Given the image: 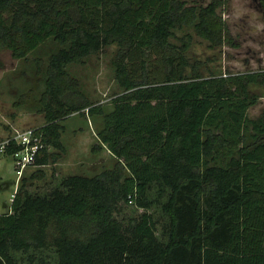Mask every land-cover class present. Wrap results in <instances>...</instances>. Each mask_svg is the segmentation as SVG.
Segmentation results:
<instances>
[{"label": "trees", "instance_id": "1", "mask_svg": "<svg viewBox=\"0 0 264 264\" xmlns=\"http://www.w3.org/2000/svg\"><path fill=\"white\" fill-rule=\"evenodd\" d=\"M222 3L0 0V48L33 62L43 84L33 164L55 161L49 148L64 149L63 121L73 113L100 120L99 146L115 158L43 195L21 175L0 213V264H20L16 253L47 264L34 255L47 249L55 264H264V107L248 116L264 97V68L218 73L188 55L189 28L212 48L232 42L217 13ZM112 45L120 92L106 111L69 67ZM47 46L54 48L45 59L30 57ZM121 202L145 211L125 224L115 215ZM153 206L167 218L164 240L147 211Z\"/></svg>", "mask_w": 264, "mask_h": 264}, {"label": "rangeland", "instance_id": "2", "mask_svg": "<svg viewBox=\"0 0 264 264\" xmlns=\"http://www.w3.org/2000/svg\"><path fill=\"white\" fill-rule=\"evenodd\" d=\"M188 4L206 5L210 0H186ZM229 30L232 42L212 48L209 42L193 34L192 46L188 52L191 59L203 61L208 70L220 73H237L264 68V18L259 0H223L217 8ZM184 31H176L181 36ZM173 42L178 43L172 37ZM50 45V44H48ZM52 47H45L38 51L43 59ZM116 46L112 45L103 52L91 55L82 64L69 67L70 72L79 77L82 88L88 93L95 104L103 105L106 111L112 109L111 99L120 92L114 78V71L110 65ZM31 59V58H30ZM30 61V60H28ZM14 58L7 48H0V141L11 137L17 131L39 127L45 123L44 112L38 104L39 93L43 84H38L33 62ZM207 72V70H205ZM34 91H30V88ZM26 93L23 104H17L21 94ZM26 98V99H25ZM264 107V97L251 106L248 116L257 117ZM64 131L61 141L64 149L50 147L49 151L58 153L55 161L51 159L46 165H30L22 176L28 178L27 189L33 194H45L55 187H60L61 181L71 174L93 175L103 169L113 166L115 158L104 146H99L96 136L100 120L85 113H73L63 121ZM96 144L95 150L92 146ZM98 144V145H97ZM41 171L43 176L29 178L31 173ZM20 183L17 177L14 162L11 157L0 159V213L5 212L15 194L16 184ZM145 209L133 203L119 204L116 217L123 223L138 218ZM157 221V236L161 235L162 226L167 218L159 207L153 206L147 210ZM37 259L44 258L47 264H55L57 256L54 249L34 252ZM20 264H30L27 255L16 253ZM34 264H39L35 261Z\"/></svg>", "mask_w": 264, "mask_h": 264}, {"label": "built area", "instance_id": "3", "mask_svg": "<svg viewBox=\"0 0 264 264\" xmlns=\"http://www.w3.org/2000/svg\"><path fill=\"white\" fill-rule=\"evenodd\" d=\"M15 144L17 149L9 153L8 148ZM41 148L40 137L35 133L34 128L23 131H17L11 137L0 141V159L7 156L11 157L17 177L23 174L24 170L34 163L35 157ZM17 189V184L15 191ZM14 193L11 197L13 198Z\"/></svg>", "mask_w": 264, "mask_h": 264}]
</instances>
